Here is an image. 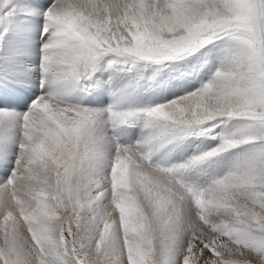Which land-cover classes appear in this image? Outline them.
Wrapping results in <instances>:
<instances>
[{
  "label": "rangeland",
  "instance_id": "374dc122",
  "mask_svg": "<svg viewBox=\"0 0 264 264\" xmlns=\"http://www.w3.org/2000/svg\"><path fill=\"white\" fill-rule=\"evenodd\" d=\"M188 2L166 59L89 58L58 7L38 67L0 63V264H264V0Z\"/></svg>",
  "mask_w": 264,
  "mask_h": 264
},
{
  "label": "bare ground",
  "instance_id": "6f19581e",
  "mask_svg": "<svg viewBox=\"0 0 264 264\" xmlns=\"http://www.w3.org/2000/svg\"><path fill=\"white\" fill-rule=\"evenodd\" d=\"M158 2L161 4V1ZM198 3L180 0L166 8L150 0H0V63L14 74L20 73L22 68V72L29 73L31 69L38 67L53 39V36L47 34L52 27L47 20L56 19L58 7L65 8L66 11L64 9L60 11L70 12L73 14L71 16L76 18L78 32L86 40L81 42V49L89 58L95 54L98 45L104 41L110 42L112 36L118 40L115 39L116 41L109 43V46L125 49L128 47V40L130 42L134 37L140 40L146 35L149 39L145 44L141 43L142 46L144 45L143 48H146L143 56L166 59L171 57L170 54L175 55L172 52L167 55L166 51L167 54L164 53L165 48L160 47L167 43L164 36L167 31L166 24L172 21L171 28L177 31V24L192 26L201 23L205 20L206 10H203ZM56 4L57 8H54L53 5ZM153 6L155 11L159 12L158 17L153 16L155 13L158 14L152 13ZM41 17H44L42 24L44 26L40 28ZM149 19L154 20L147 26L146 22ZM155 22L161 25L160 29H157ZM176 37H171L173 41L169 43V48L173 45V52L178 49ZM121 54L122 58L130 57L124 51ZM25 61L28 66H25ZM79 62H75L73 66H79ZM106 96L104 101L113 100H107ZM15 103V111L19 112V99H16ZM78 113L79 119H83L86 114L80 108ZM172 257L174 259L166 260L165 264H189L184 252L177 251Z\"/></svg>",
  "mask_w": 264,
  "mask_h": 264
}]
</instances>
